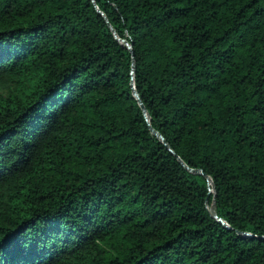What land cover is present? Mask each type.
Masks as SVG:
<instances>
[{
	"label": "trees",
	"instance_id": "obj_1",
	"mask_svg": "<svg viewBox=\"0 0 264 264\" xmlns=\"http://www.w3.org/2000/svg\"><path fill=\"white\" fill-rule=\"evenodd\" d=\"M0 225V264H264V0H0Z\"/></svg>",
	"mask_w": 264,
	"mask_h": 264
},
{
	"label": "snow or ice",
	"instance_id": "obj_2",
	"mask_svg": "<svg viewBox=\"0 0 264 264\" xmlns=\"http://www.w3.org/2000/svg\"><path fill=\"white\" fill-rule=\"evenodd\" d=\"M13 240V236L3 234V226L0 225V251L5 250V245Z\"/></svg>",
	"mask_w": 264,
	"mask_h": 264
},
{
	"label": "water",
	"instance_id": "obj_3",
	"mask_svg": "<svg viewBox=\"0 0 264 264\" xmlns=\"http://www.w3.org/2000/svg\"><path fill=\"white\" fill-rule=\"evenodd\" d=\"M95 3V2H94ZM127 45V44H126ZM130 48V47H129ZM139 101V100H138ZM142 110L144 111L143 109V106H141ZM194 174H200L202 175V172L201 171H192Z\"/></svg>",
	"mask_w": 264,
	"mask_h": 264
},
{
	"label": "rangeland",
	"instance_id": "obj_4",
	"mask_svg": "<svg viewBox=\"0 0 264 264\" xmlns=\"http://www.w3.org/2000/svg\"><path fill=\"white\" fill-rule=\"evenodd\" d=\"M211 208H209V210H210Z\"/></svg>",
	"mask_w": 264,
	"mask_h": 264
}]
</instances>
